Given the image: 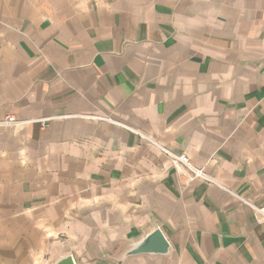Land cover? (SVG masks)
Listing matches in <instances>:
<instances>
[{
    "label": "crops",
    "instance_id": "1",
    "mask_svg": "<svg viewBox=\"0 0 264 264\" xmlns=\"http://www.w3.org/2000/svg\"><path fill=\"white\" fill-rule=\"evenodd\" d=\"M9 115L0 264H264V0H0Z\"/></svg>",
    "mask_w": 264,
    "mask_h": 264
},
{
    "label": "water",
    "instance_id": "2",
    "mask_svg": "<svg viewBox=\"0 0 264 264\" xmlns=\"http://www.w3.org/2000/svg\"><path fill=\"white\" fill-rule=\"evenodd\" d=\"M169 248L170 244L163 230L157 227L144 239L137 242L136 245L128 251L127 255H138L143 253L166 254L168 253ZM55 264H76V262L73 255L68 254L60 257Z\"/></svg>",
    "mask_w": 264,
    "mask_h": 264
},
{
    "label": "built area",
    "instance_id": "3",
    "mask_svg": "<svg viewBox=\"0 0 264 264\" xmlns=\"http://www.w3.org/2000/svg\"><path fill=\"white\" fill-rule=\"evenodd\" d=\"M93 118H98V116H92ZM105 119H110V118H105ZM16 123H21V121H18L14 116H7L3 121L0 122V124H6V125H11V124H16ZM163 151L169 154V156L171 157L174 165L181 167V166H185L189 171L192 172L193 177H201L203 179L206 180H212L211 177H208L207 174L201 169V168H197L194 167L190 158L187 157L186 154L184 153H174L171 150H169L168 148H162ZM239 199L241 198L240 196H237ZM242 199V198H241ZM253 208L262 215V219L261 222L264 224V209L258 207V206H253Z\"/></svg>",
    "mask_w": 264,
    "mask_h": 264
}]
</instances>
